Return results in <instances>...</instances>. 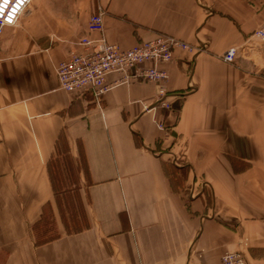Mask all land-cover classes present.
I'll list each match as a JSON object with an SVG mask.
<instances>
[{
	"label": "crops",
	"instance_id": "1",
	"mask_svg": "<svg viewBox=\"0 0 264 264\" xmlns=\"http://www.w3.org/2000/svg\"><path fill=\"white\" fill-rule=\"evenodd\" d=\"M98 6L110 44L167 34L194 48L164 67L171 111L154 83L111 89L101 111L90 93L59 90L55 66L80 51ZM263 24L264 0H29L0 33V264H219L226 252L264 264V43L251 37ZM63 150L89 228L36 247Z\"/></svg>",
	"mask_w": 264,
	"mask_h": 264
},
{
	"label": "built area",
	"instance_id": "2",
	"mask_svg": "<svg viewBox=\"0 0 264 264\" xmlns=\"http://www.w3.org/2000/svg\"><path fill=\"white\" fill-rule=\"evenodd\" d=\"M29 0H0V32L5 26H12L26 8ZM90 37L76 44L80 51L61 60L55 68L59 90L64 92H88L94 104L99 105L111 89L133 82L156 83L158 85L155 105L171 108L173 94L166 91L169 64L175 50L192 51L185 42L168 35H158L151 40L137 43L129 49L110 44L104 37L102 12L98 11L89 20ZM253 37L264 42V25L256 29ZM235 49L227 50L221 59L226 63L234 61ZM111 74L116 78L110 82ZM165 131L162 124L157 126ZM219 264H249L239 252H226Z\"/></svg>",
	"mask_w": 264,
	"mask_h": 264
},
{
	"label": "rangeland",
	"instance_id": "3",
	"mask_svg": "<svg viewBox=\"0 0 264 264\" xmlns=\"http://www.w3.org/2000/svg\"><path fill=\"white\" fill-rule=\"evenodd\" d=\"M98 11H101L102 12V18L104 20V17L106 15V10H105V8L103 6H98L96 8L95 12L90 16V18L95 13H97ZM90 18H89V20H90ZM88 23H89V21H88ZM87 27H88V25H87ZM252 34H251V37L252 38H255V37L252 36ZM158 35H167V34H157L156 36H158ZM90 36L91 35L88 33V29H87V36L82 37L79 40H81L83 38H86V37H90ZM168 36H171V35H168ZM256 40H258V39H256ZM258 41H260V40H258ZM141 42H144V41H141ZM260 42H262V41H260ZM137 43H140V42H137ZM137 43H135V44H137ZM191 48H192V51H193L194 48L193 47H191ZM231 49H233V48H231ZM175 51H177V50H175ZM180 51L192 52V51H186V50H180ZM174 52H173V54H174ZM73 55L74 54L68 56L67 58H69V57H71ZM235 56H236V54H235ZM67 58H64V59H67ZM231 63H233V62H231ZM231 63H229V64H231ZM55 68H56V66H55ZM55 78H56V74H55ZM154 84H156V83H154ZM157 87H158V85H157ZM165 87H166V85H165ZM166 91H167V89H166ZM157 93H158V90H157ZM168 93H170V92H168ZM170 94H172V93H170ZM181 102H182V100L180 99L178 103L181 104ZM171 103L173 104V101H171ZM94 106L97 109H99L100 111L102 110V102L99 105L94 104ZM171 108H172V105H171ZM171 108L170 109H167V111H171ZM160 109L165 110L164 108H160ZM152 110H154V108H152ZM177 113H178V110L176 109L175 114L177 115ZM159 123L163 125V123L160 121V122H157L156 123V126H158ZM163 127H164V129L166 131L165 126H163ZM62 145L64 146L65 149H67V142H66V140L63 141V144ZM227 151H229V150H224L223 151V155H224V158L223 159H225V161H227L229 163V165L233 169H235V171H236V169L244 168L245 167V166L239 165L237 160H235L233 157L229 156L226 153ZM65 152H66V150H63V152H60V154L58 156L56 155V158H53V160H51V163H49V175H50L51 185H52V182H53V185H54V189H53V185H52L53 192L54 191H58L59 194H60V196H61L59 198H60V202H61L62 214H65L67 216V219L70 220V216H71L70 211H72L71 209L79 210V207H80L79 205L82 202L81 201V196H82L83 184L84 183H82L81 181L75 179V178H77V174H76L77 173V169H76V167H74V166L72 167L69 164V160L70 159H69V156ZM176 159L178 160V157L177 156L174 157V160H176ZM176 166H175V164H174V166H168V168H165V171L168 174L170 183L173 186V188H179L181 191H184L186 188H182L181 185H183V179L187 177V173H186V171L184 169H182L181 171L177 170V168H175ZM178 166L181 167L179 163H178ZM200 184L201 183H198V186H196V192H199L200 191ZM81 204L83 206V210H85L83 203H81ZM46 218H47L48 223L49 224L51 223L53 225L52 226V229H53V232L54 233H51V234H56V233L59 234V237L58 238H56V239H54V240H52L50 242H53V241L61 238L64 235H74V234L81 233V232H83V231H85V230H87L89 228V222L88 221H87V224H84V223H82V224H79V223L75 224V223L72 222L70 224L69 223L67 224L69 226V228L66 230L65 229V225L62 224V222H61V216L59 214V211H58V208H57V204L56 203H54V206H49L48 208H46ZM30 233H31V237H32L33 243L35 245L34 237H33V234L31 232V229H30ZM50 242H47L45 244H48ZM45 244H43V245H45ZM38 246H41V245H38Z\"/></svg>",
	"mask_w": 264,
	"mask_h": 264
},
{
	"label": "trees",
	"instance_id": "4",
	"mask_svg": "<svg viewBox=\"0 0 264 264\" xmlns=\"http://www.w3.org/2000/svg\"><path fill=\"white\" fill-rule=\"evenodd\" d=\"M53 185V182H52ZM53 189H54V185H53ZM54 195V200L55 203L57 204V208L59 211V214L61 216V222L62 224L65 225V229L67 230L69 228V226L67 225L68 223H79V224H87V217L85 215V210H83V206H82V202L80 203V207L79 210H74L71 209L72 211H70V220L67 219V216L65 214H62V209H61V202H60V194L58 191H54L53 192ZM78 197V196H77ZM49 205L45 206L42 210V214L39 218V220L31 227V232L33 234L34 237V242L35 245H43L47 242H50L56 238L59 237V234H51L54 233L53 229H52V224L48 223L47 218H46V208H48ZM51 234V235H50Z\"/></svg>",
	"mask_w": 264,
	"mask_h": 264
}]
</instances>
